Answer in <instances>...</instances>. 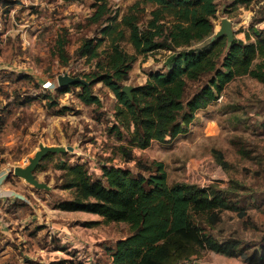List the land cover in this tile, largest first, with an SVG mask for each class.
I'll return each instance as SVG.
<instances>
[{
    "label": "rangeland",
    "instance_id": "obj_1",
    "mask_svg": "<svg viewBox=\"0 0 264 264\" xmlns=\"http://www.w3.org/2000/svg\"><path fill=\"white\" fill-rule=\"evenodd\" d=\"M134 1L108 0L109 17L119 20ZM231 4L230 0L218 2L213 35L193 49L206 48L224 19L231 23L234 39L244 43L246 35L253 42L250 26L264 34V0H252L248 6ZM149 10L143 22L149 19ZM92 12L88 0H0V176L9 192L25 199L23 205L20 201L14 205L15 200L6 197L0 205V264H111L110 250L128 235V228L55 209L71 197L60 189L61 162H85L94 177L101 175L102 165L136 172L137 162L140 168L161 163L170 185L231 186L227 200L237 211H224L222 221L207 233L223 243L236 240L249 252L260 247L264 239V85L247 77L233 81L215 103L197 112L184 136L133 150L135 160L125 163L117 150L124 142L111 132L117 125V101L108 88L93 84L92 94L99 104L87 106L78 98L80 88L69 86L62 94L57 85V78L64 75L87 82L97 61H103L89 62L76 55L83 40L103 39L100 31L105 25L89 23ZM61 36L67 42L66 65L54 54ZM120 45L134 54L129 44ZM105 47L103 42L99 52ZM167 56L166 51H156L138 57L124 86H143L149 74L163 71ZM39 146L72 148L63 157L43 159L35 171V178L49 191L36 190L13 175L14 168L29 164ZM190 259L196 264H245L209 251Z\"/></svg>",
    "mask_w": 264,
    "mask_h": 264
},
{
    "label": "trees",
    "instance_id": "obj_2",
    "mask_svg": "<svg viewBox=\"0 0 264 264\" xmlns=\"http://www.w3.org/2000/svg\"><path fill=\"white\" fill-rule=\"evenodd\" d=\"M88 1L93 10L88 21L105 25L100 31L103 39L83 40L76 55L89 62L103 61L98 60L95 72L86 77L90 86L76 85L80 88L78 98L87 106L98 105L91 89L97 83L114 95L117 125L111 132L124 142L117 150L125 163L135 160L133 150L184 136L197 112L215 103L233 81L247 77L264 85V34L254 26L249 28L253 42L246 35V43L234 39L227 48L226 37H221L204 49L192 48L213 35L220 0H135L119 20L109 17L108 0ZM230 1L231 6L252 2ZM148 8L149 19L143 22ZM103 42L106 47L99 52ZM66 43L61 36L54 46L62 65L68 63ZM121 43L129 44L134 54L126 53ZM156 51L168 53L163 71L149 74L143 86L132 87L129 100L122 89L132 64ZM68 91L63 88L60 93ZM59 165L63 172L60 189L71 197L57 203L55 209L127 226L128 235L110 250L111 264H180L205 251L241 259L245 264H264V239L249 252L236 240L223 243L207 233L222 221L224 211H237L227 200L231 186L170 185L161 163L140 168L137 162L136 172L102 165L97 177L85 162Z\"/></svg>",
    "mask_w": 264,
    "mask_h": 264
},
{
    "label": "water",
    "instance_id": "obj_3",
    "mask_svg": "<svg viewBox=\"0 0 264 264\" xmlns=\"http://www.w3.org/2000/svg\"><path fill=\"white\" fill-rule=\"evenodd\" d=\"M232 25L226 19L221 21V26L219 31L215 34L214 39L221 37H226L227 39V48L230 47L232 41L234 40ZM57 85L59 89H63L69 86L83 85L89 86L90 84L79 77H70L68 75L59 76L57 78ZM132 87L124 86L122 92L131 100V91ZM67 151H72V148H63V147H47L39 146L37 152H35L33 158L30 159L29 164L25 168L16 167L13 170V175L17 178L24 180L28 185L34 187L36 190H45L49 191L50 188L43 183L38 182L35 178V171L42 162V160L47 157L49 154H62Z\"/></svg>",
    "mask_w": 264,
    "mask_h": 264
},
{
    "label": "crops",
    "instance_id": "obj_4",
    "mask_svg": "<svg viewBox=\"0 0 264 264\" xmlns=\"http://www.w3.org/2000/svg\"><path fill=\"white\" fill-rule=\"evenodd\" d=\"M237 40H240V39H237ZM241 41H243V40H241ZM6 197H9V199H11V200H15V202H12V203H14V205L18 204L19 201L22 202V205H23V202H25V199L23 197L18 196V195L14 194L12 192H9L7 190L6 186H4V177L0 176V205H3V201L6 200ZM16 199H19V200L16 201ZM59 212H62V211H59ZM62 213H65V214H76L78 212H76V213L62 212ZM88 215H90V214H88ZM90 216L97 217L99 220H101V218L98 217V216H95V215H90Z\"/></svg>",
    "mask_w": 264,
    "mask_h": 264
},
{
    "label": "built area",
    "instance_id": "obj_5",
    "mask_svg": "<svg viewBox=\"0 0 264 264\" xmlns=\"http://www.w3.org/2000/svg\"><path fill=\"white\" fill-rule=\"evenodd\" d=\"M196 260L185 261L183 264H196Z\"/></svg>",
    "mask_w": 264,
    "mask_h": 264
},
{
    "label": "bare ground",
    "instance_id": "obj_6",
    "mask_svg": "<svg viewBox=\"0 0 264 264\" xmlns=\"http://www.w3.org/2000/svg\"><path fill=\"white\" fill-rule=\"evenodd\" d=\"M219 31V30H218Z\"/></svg>",
    "mask_w": 264,
    "mask_h": 264
}]
</instances>
